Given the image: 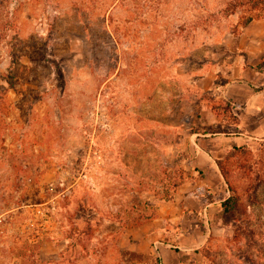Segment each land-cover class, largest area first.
I'll return each mask as SVG.
<instances>
[{"label":"rangeland","instance_id":"obj_1","mask_svg":"<svg viewBox=\"0 0 264 264\" xmlns=\"http://www.w3.org/2000/svg\"><path fill=\"white\" fill-rule=\"evenodd\" d=\"M229 1L0 0V264H264V112L244 106L264 100V21L243 32ZM242 120L249 156L225 168L251 234L218 209L194 251L157 233L187 223L139 234L165 176L189 177L192 130ZM86 220L83 251L64 256Z\"/></svg>","mask_w":264,"mask_h":264},{"label":"crops","instance_id":"obj_2","mask_svg":"<svg viewBox=\"0 0 264 264\" xmlns=\"http://www.w3.org/2000/svg\"><path fill=\"white\" fill-rule=\"evenodd\" d=\"M263 21L264 19L252 21L250 24L244 26L243 32H248L252 28L260 25ZM258 34L263 35L262 39L264 38V30H261ZM233 81L238 83L242 82L241 86L247 89H253L252 81L247 78L235 79ZM235 85L236 84L232 82H227L230 91H221L222 96L233 105L235 103L231 100H236V96L238 95L236 91H231ZM244 92L249 95V92L252 93L254 91ZM255 94L254 99L264 94V91H257ZM257 105L260 106V108L256 109ZM244 106L247 107L246 111L248 110V113L257 111L264 112V100L262 101V99L259 103L254 105H252V101L246 100ZM244 123L245 121L243 122V120L239 123H226L224 126L221 125L220 129L217 123H208L207 128L209 129L207 130H192L190 143L193 147L189 163L191 166L189 177L184 179L176 188L174 198L171 201L157 202L156 206H158V208L156 214H158V216L140 226L138 228L139 234L145 232V228H147L148 225L154 226L159 223H178L182 225V223H187V225H189V229L186 230L189 234L187 236L181 234L184 233L182 228L177 235L175 231H172L174 227L170 229L171 231L162 229L157 231V233H164L166 237H172V239L176 238V241L181 244V247L187 246L186 244H188V251H194L195 249L193 248H196L195 246L199 247L205 242L207 239L206 226L209 225L213 219L212 212L218 209L221 212L222 218L221 202L224 201L229 194L228 187L219 172L216 162L224 160L225 157L223 158L222 155L234 148L250 147L255 139L253 136L254 133L250 132ZM217 125V130L212 127ZM198 127H200V125H198ZM223 128H230L232 131L223 132ZM219 142L221 146L218 145ZM224 191L226 192V196L222 194ZM156 230L157 229L152 230V233L154 234ZM167 246H163L158 252L161 254L163 252L167 253ZM176 262H178V259Z\"/></svg>","mask_w":264,"mask_h":264},{"label":"trees","instance_id":"obj_3","mask_svg":"<svg viewBox=\"0 0 264 264\" xmlns=\"http://www.w3.org/2000/svg\"><path fill=\"white\" fill-rule=\"evenodd\" d=\"M237 10H243L242 12L245 15L244 26L250 24L254 20L261 19L264 15V0H231L226 4V8L223 12L228 16L235 14ZM225 15V16H226ZM248 149L246 147L242 148H234L229 151L228 155L222 161H217V166L219 172L228 187V197L225 198L224 201L221 202L222 208V220L224 224H229L233 219L234 215L237 211L238 206V198L235 195V191L232 190L229 180L227 177V169L225 168V163L229 162L230 157L234 158L238 156V158H245L249 156ZM251 166L247 167V171L249 173L248 177L251 179L250 184L252 186L253 192L257 188V179L250 177L253 173L251 172ZM184 181V177L181 172L178 170L175 172H171L165 176L164 184H163V196L160 197L159 201H171L174 198V194L176 192V188ZM144 206L148 210H150V214L145 213V218H153L156 214L155 208L150 206L146 201ZM235 223V236L248 235L251 234L250 229L246 226V224L241 219H234ZM93 230V225L89 220H86L82 226H71L66 233V239H68L66 244V249L64 256H73L76 258L83 251L84 245L83 241L85 238H88ZM30 264H44L36 259L27 260Z\"/></svg>","mask_w":264,"mask_h":264}]
</instances>
